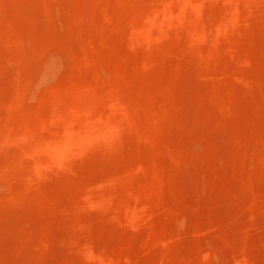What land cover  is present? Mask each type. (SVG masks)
<instances>
[{"label":"rangeland","instance_id":"obj_1","mask_svg":"<svg viewBox=\"0 0 264 264\" xmlns=\"http://www.w3.org/2000/svg\"><path fill=\"white\" fill-rule=\"evenodd\" d=\"M263 60L264 0H0V264H264ZM85 194L100 223L65 206Z\"/></svg>","mask_w":264,"mask_h":264},{"label":"bare ground","instance_id":"obj_2","mask_svg":"<svg viewBox=\"0 0 264 264\" xmlns=\"http://www.w3.org/2000/svg\"><path fill=\"white\" fill-rule=\"evenodd\" d=\"M143 2H144V1H143ZM151 2H152V1H151ZM160 3H161V2H160ZM160 3H159V4H160ZM155 4H156V3H155ZM155 4H153V5H155ZM161 5H162V3H161ZM144 6H145V5H144ZM139 8H140V7H139ZM157 8L160 9V6H158ZM140 9H141V8H140ZM144 10H145V9H144ZM158 11H159V10H158ZM156 12H157V11H156ZM152 13H153V12H152ZM161 15H162V12H161ZM167 15L169 16V13H168ZM167 15H166V16H167ZM180 15H181V14H180ZM170 16H171V15H170ZM161 17H162V16H161ZM171 17H172V16H171ZM171 17H169V18L171 19ZM189 17H190V16H189ZM169 18L167 17V20H168V21H169ZM158 20H159V19H158ZM165 21H166V20H165ZM188 21H190V20H188ZM163 22H164V21H163ZM169 22H170V21H169ZM180 22H181V21H180ZM156 23H157V22H156ZM165 23L168 24L167 22H165ZM165 23H164V26H166ZM185 23H186V22H185ZM154 24H155V23H154ZM152 26H153V25H152ZM162 27H163V26H162ZM163 29H164V28H163ZM161 30H162V29H161ZM176 32H177V31H176ZM160 35H161V34H160ZM178 35H179V33H178ZM182 37H183V35H182ZM192 38H193V37H192ZM106 41H108V40H106ZM181 41H182V40H181ZM182 43H183V41H182ZM180 45H181V44H180ZM170 46H171V45H170ZM149 47H150V46H149ZM168 47H169V46H168ZM187 47H188V46H187ZM131 48H132V47H131ZM134 49H135V48H133V50H134ZM187 49H188V48H187ZM129 50L131 51L130 48H129ZM135 50H136V49H135ZM135 50H134V51H135ZM137 50H139V49H137ZM143 50H144V48H143ZM143 50H142V51H143ZM165 50H166V48H165ZM140 52H141V50H139V52H137V53H140ZM187 52H188V51H187ZM129 53H130V52H129ZM132 53H133V51H132ZM153 53H156V52H153ZM130 54H131V53H130ZM146 55H149V54L147 53ZM163 55H164V54H163ZM163 55L160 54L161 57H162ZM174 55H176V54L174 53ZM129 56H130V55H129ZM131 56H132V54H131ZM134 56H135V55H134ZM134 56H132V57L135 58ZM144 56H145V55H144ZM153 56H154V55H153ZM153 56H152V58H153ZM137 57H139V54H137ZM137 57H136V59H137ZM161 57H160V58H161ZM164 57H165V56H164ZM130 58H131V57H130ZM136 59H135V60H136ZM140 59H141V58H140ZM140 59H139V62H140ZM130 60H132V58H131ZM135 60L133 59V63H134ZM154 60H155V59H154ZM173 60H174V59H173ZM137 61H138V60H137ZM159 61L161 62L162 60L160 59ZM159 61H156V62H159ZM184 61H185V60H184ZM187 61H188V60H187ZM263 61H264V60H263ZM140 63H141V62H140ZM140 63H139V64H140ZM143 63H144V62L142 61V64H143ZM165 63H166V62L163 61V62L161 63V66H163L162 64H165ZM130 64H132V63L130 62ZM135 64H136V63H135ZM135 64H134V65H135ZM137 64H138V63H137ZM139 64L137 65V67L139 66ZM154 64H156V63L154 62ZM173 64H174V63L172 62V65H173ZM140 65H141V64H140ZM145 65H146V64H145ZM167 65H168V64H167ZM172 65H171V66H172ZM129 66H132V65H129ZM146 66H147V65H146ZM165 66H166V64H165ZM178 66H179V65H178ZM183 66H184V65H183ZM107 67H108V66H107ZM135 67H136V65H135ZM143 67H144V64H143ZM108 68H109V67H108ZM138 68H139V67H138ZM138 68H137V69L134 68V69L138 70ZM141 68H142V67H141ZM167 68H168V67H167ZM172 68H173V66H172ZM142 69H143V68H142ZM150 69H151V68H150ZM165 69H166V67H165ZM125 70H126V69H125ZM140 70H141V69H140ZM187 70H189V69H187ZM262 70H263V69H262ZM129 71H130V70H129ZM163 71H164V70H163ZM163 71H162V72H163ZM197 71H198V70H197ZM125 72H126V71H125ZM195 72H196V71H195ZM135 73H136V72H135ZM129 74H131V73H129ZM131 75H133V74H131ZM176 75H177V74H176ZM188 75H189V74H188ZM126 76H127V75H126ZM126 76H125V77H126ZM137 76H138V75H137ZM51 77H52V76H50V78H51ZM110 77H111V76H110ZM154 77H155V76H154ZM174 77H175V76H174ZM174 77H173V78H174ZM192 77H193V76H192ZM130 78H131V76H130ZM147 78H148V77H147ZM152 78H153V77H152ZM176 78H177V77H176ZM176 78H174V80H175ZM206 78H207V77H206ZM132 79H133V78H132ZM194 79H195V78H194ZM134 80H135V79H134ZM134 80H133V83H132V81H131V84H133V85L136 84V82H135ZM167 80H168V79H167ZM170 80H171V79H169L168 83L170 82ZM174 80H172V81H174ZM143 81H145V79H144ZM172 81H171V82H172ZM196 81H197V80H196ZM201 81H202V80H201ZM123 82H124V80H123ZM147 82H148V80H147ZM175 82H176V81H175ZM175 82H174V84H175L174 87H176V83H175ZM178 82H179V81H178ZM220 82H221V81H220ZM119 83H120V82H119ZM113 84H115V83H113ZM129 84H130V83H129ZM151 84H152V83H151ZM165 84H167V83H164V85H165ZM170 84H172V83H170ZM146 85H147V84H146ZM172 85H173V84H172ZM177 85H178V84H177ZM189 85H190V84H189ZM193 85H194V84H193ZM122 86H123V85H122ZM137 86H138V85H137ZM113 87H115V86H113ZM123 87H124V86H123ZM141 87H142V86H141ZM149 87H150V86H149ZM153 87H154V86H153ZM190 87H191V85H190ZM116 88H117V87H116ZM176 88H177V87H176ZM183 89H184V88H183ZM188 89H189V88H188ZM194 89H195V88H192V90H194ZM198 89H199V88H198ZM154 90H155V89H154ZM177 90H178V89H177ZM177 90H176V91H177ZM179 90H180V89H179ZM207 90H208V89H207ZM119 91H120V90H119ZM124 91H125V90H124ZM130 91H131V90H130ZM141 91H142V90H141ZM238 91H239V90H238ZM132 92H133V91H132ZM206 92H207V91H206ZM114 93H115V92H114ZM125 93H126V92H125ZM127 93H128V92H127ZM150 93H153V92H150ZM155 93H156V92H155ZM181 93H182V92H181ZM193 93H194V92H193ZM193 93H192V95L190 94L191 96L189 95V98H191V97L194 96ZM105 94H106V93H105ZM118 94H119V93H118ZM101 95H102V94H101ZM116 95H117V94H116ZM116 95H115V96H116ZM128 95H129V93H128ZM172 95H173V94H172ZM70 97L72 98L71 95H70ZM73 97H74V96H73ZM97 97H98V96H97ZM129 97H130V96H129ZM163 97H164V96H163ZM194 97H195V96H194ZM57 98H58V97H57ZM212 98H213V97H212ZM72 99H73V98H72ZM72 99H71V100H72ZM161 99H162V98H161ZM191 99H192V98H191ZM219 99H220V98H219ZM149 100H150V99H149ZM188 100H190V99H188ZM193 100L196 101L194 98H193L191 101H193ZM198 101H199V99H197V102H194V103L188 101V102H189L188 104L193 103L192 108L188 111V114H187L188 117L190 116L189 118H190V120H191L192 123H193V121H194V117H195V116L198 117V115L200 116V114H201V116L204 115V114H202V113H203V111L201 110L202 108L199 109V104H200V103L198 104ZM79 103H80V102H79ZM178 103H179V102H178ZM186 103H187V102H186ZM203 103H204V102H203ZM216 103H217V102H216ZM247 103H248V102H247ZM114 104H115V103H114ZM184 104H185V103H184ZM76 105H77V104H76ZM112 105H113V104H112ZM181 105H182V104H181ZM82 106H83V105H82ZM96 106H97V105H96ZM115 106H116V105H115ZM177 106H178V105H177ZM182 106H183V105H182ZM182 106H181V107H182ZM74 107H75V106H74ZM144 107H145V106H144ZM185 107H186V106H185ZM200 107H201V106H200ZM202 107H203V104H202ZM104 108H106V107H104ZM102 109H103V108H101V110H102ZM108 109H109V107H108ZM108 109H107V110H108ZM185 109H186V108H185ZM257 109H258V108H257ZM80 110H81V109H80ZM105 110H106V109H104V111H105ZM107 110H106V112H107ZM121 110H122V109H121ZM123 110H124V109H123ZM199 110L202 111L201 113L199 112L200 114L198 113ZM84 111H85V110H84ZM89 111H90V110H89ZM98 111H99V110H98ZM104 111H103L102 113H104ZM109 111H110V110H109ZM186 111H187V109H186ZM75 112H76V111H75ZM100 112H101V111H100ZM107 113H109V112H107ZM157 113H158V111H157ZM185 113H187V112H185ZM261 113H262V112H261ZM88 115H90V114H88ZM86 116H87V115H86ZM201 116H200V118H199L201 121H198V120H197V122H202L203 120H204V121L202 122V126H200V125H198V126H200L201 129H202V127H203L206 131H209V129H210V127H211L209 121L214 120V117H210L211 120H208V119H207V116H206V114H205V116H206L205 118H206V119L203 118V120H202V117H203V116H202V117H201ZM164 117L166 118V116H163V118H164ZM62 118H63V117H62ZM70 118H71V117H70ZM212 118H213V119H212ZM59 119H60V118H59ZM158 119H159V118H158ZM184 119H185V118H184ZM182 120H183V119H181V121H182ZM185 120H186V119H185ZM179 121H180V118H179ZM181 121L179 122V124L181 123ZM237 121H238V120H237ZM160 122H161V121H160ZM175 122H177V121H175ZM175 122H174V123H175ZM212 122H213V121H212ZM163 123H164V122H163ZM158 124H159V123H158ZM179 124H178V122H177V125H178V126H179ZM228 124H229V123H228ZM186 126H187L188 129H190V130L187 129L186 134H187V133L190 134L191 131H193V130H192V127H193V128L197 127V126H193L192 124H191V127H188V126H190V125H186ZM183 127H184L185 130H186L185 125H183ZM200 127H197V129L200 128ZM213 128H214V124H213ZM213 128L211 127L212 131L214 130ZM219 128H220V126H219ZM219 128H218V129H219ZM216 129H217V128H216ZM216 129H215V130H216ZM218 129H217L216 131H218ZM255 129H257V127H256ZM260 129H262V128H260ZM179 130H180V129H179ZM185 130H184V131H185ZM199 130H200V129H199ZM257 130H258V129H257ZM177 131H178V130H177ZM184 131H183V132H184ZM188 131H190V132H188ZM210 131H211V130H210ZM210 131H209V132H210ZM212 131H211V133H212ZM216 131H215V132H216ZM254 131H255V130H254ZM258 131H259V130H258ZM169 132H170V131H169ZM181 132H182V130H181ZM194 132H196V130L193 131L192 133H194ZM218 132H219V131H218ZM220 132H221V131H220ZM255 132H256V131H255ZM176 133H177V132H176ZM196 133H197V132H196ZM196 133L194 134L195 137H197ZM211 133H210V137H212V136H211ZM129 134H130V133H129ZM171 134H172V133H171ZM175 135H176V134H175ZM187 135H188V134H187ZM194 135H193V137H194ZM204 135H206V134L204 133ZM221 135H222V134H221ZM253 135H254V134H253ZM263 135H264V134H263ZM170 136H171V135H170ZM236 136H237V135H236ZM258 136H260V135H258ZM168 137H169V136H168ZM173 137H174V135H173ZM188 137H189V136H188ZM215 137H217V136H215ZM215 137H214V138H215ZM247 137H248V136H247ZM137 138H138V137H137ZM197 138H198V137H197ZM214 138H213V139H214ZM236 138H237V137H236ZM248 138H249V137H248ZM262 138H263V137H262ZM169 139H171V138L169 137ZM180 139H181V138H180ZM187 139H188V138H187ZM195 139H196V138H195ZM203 139H205V138H203ZM203 139H200V138H199V140H201V142H202ZM207 139L209 140L208 135H207ZM211 139H212V138H211ZM211 139H210L209 142H210L211 144L213 143V146H214V148H215V147H216V144H215V143H216L217 141L215 140L216 142H211ZM137 140H138V139H137ZM188 140H189V139H188ZM208 140H207V141H208ZM241 140H242V139H241ZM243 140L245 141V144H246L247 141L245 140V138H244ZM249 140H252V139H249ZM118 141H119V140H118ZM194 141H195V140H194ZM194 141H191V143L193 144ZM196 141H198V140L196 139ZM204 141H205V140H204ZM252 141H253V140H252ZM209 142H208V144L205 145V149H206L207 152H208V147H209V145H210ZM195 143H196V142H195ZM250 143H251V142H250ZM253 143H254V141L252 142V144H253ZM109 144H110V142H109ZM136 144H137V143H136ZM217 144H218V143H217ZM243 144H244V143H243ZM247 144H248V143H247ZM247 144H246V145H247ZM131 145H132V142H131ZM134 145H135V144H134ZM181 145H182V144H181ZM201 145H202V144H201ZM207 145H208V147H207ZM246 145H245V147H246ZM256 145H258V144H256ZM211 146H212V145H211ZM219 146H220V144H219ZM247 146H248V145H247ZM249 146H250V144H249ZM236 147H237V146H236ZM134 148H135V147H134ZM136 148H137V147H136ZM139 148H140V147H139ZM216 148H217V147H216ZM238 148H239V147H238ZM246 148H247V150L249 149L248 147H246ZM252 148H253V147H252ZM190 149H191V148H190ZM212 149H213V147H212ZM234 149H235V147H234ZM239 149H240V148H239ZM241 149H243L242 146H241ZM241 149H240V150H241ZM244 149H245V148H244ZM244 149L242 150V152L246 150V149H245V150H244ZM256 149H257V148H256ZM134 150H135V149H134ZM195 150H196V149H195ZM210 150H211V148H210ZM215 150H216V149H215ZM237 150H238V149H237ZM240 150H239V151H240ZM87 151H88V150H87ZM197 151H199V150H197ZM232 151H233V148H232ZM239 151H238V153H240ZM252 151H253V150H252ZM256 151L258 152V150H256ZM51 152H52V151H51ZM137 152H138V151H137ZM153 152H154V151H153ZM184 152H185V151H184ZM187 152H188V151H187ZM201 152H202V151H201ZM201 152H200V153H201ZM207 152H206V153H207ZM247 152H248V151H247ZM263 152H264V149H263ZM139 153H140V151H139ZM234 153L236 154V151H235ZM53 154H54V153H53ZM136 154H137V153H136ZM140 154H141V153H140ZM140 154H139V155H140ZM240 154H241V153H240ZM252 154H253V153H251V155H252ZM255 154H256V153H255ZM259 154H260V153H259ZM262 154H263V153L261 152L260 155H262ZM51 155H52V153H51ZM197 155H198V154H197ZM197 155L195 156V159H197V157H198ZM241 155H242V154H241ZM246 155H247V154H246ZM251 155H250V156H251ZM257 155H258V154H257ZM257 155H256V156H257ZM263 155H264V154H263ZM137 156H138V154H137ZM202 156H203V155H202ZM230 156H231V155H230ZM40 157H41V156H40ZM42 157H43V156H42ZM83 157H84V156H83ZM139 157H140V156H139ZM203 157H204V156H203ZM206 157H207V160H206L205 158H204V160H205V161H208V156H206ZM243 158H244V156H243ZM4 159H5V158H4ZM75 159H76V158H75ZM114 159H115V158H114ZM138 159H139V158H138ZM153 159H154V158H153ZM24 160H25V159H24ZM42 160H44V159H42ZM142 160H143V158H142ZM154 160H155V159H154ZM201 160H202V162H205V161L201 158L200 160L196 161V165H195L196 169H197V168L199 169V167L201 166L200 169H199L200 171H201L202 166L204 165V164H203V165L201 164V163H202ZM210 160H211V159H210ZM263 160H264V157H263ZM0 161H1V160H0ZM26 161H27V160H26ZM26 161H25V162H26ZM84 161H85V160H84ZM91 161H92V159H91ZM97 161H98V160H97ZM138 161L140 162V160H138ZM143 161H145V159H144ZM148 162H149V160L147 161V163H148ZM150 162H151V161H150ZM150 162H149V163H150ZM152 162H153V161H152ZM211 162H212V161H210L209 163H207V162L205 163L204 166H206V169L208 168L207 166H209V165H212V166H213V164H212ZM213 162H214V161H213ZM91 163H92V162H91ZM153 163H154V162H153ZM153 163H152V164H153ZM0 164H1V163H0ZM13 164H14V163H13ZM27 164H28V163H27ZM48 164H49V162H48ZM53 164H55V163H53ZM89 164H90V163H89ZM138 164H139V163H138ZM150 164H151V163H150ZM230 164H231V163H230ZM257 164H258V163H257ZM19 165H20V164H19ZM28 165H29V164H28ZM45 165H46V164H44V166H45ZM96 165H97V163H96ZM100 165H101V164H100ZM134 165H135V164H134ZM136 165H137V164H136ZM147 165H149V164H147ZM262 165H263V164H262ZM7 166H9V165H7ZM29 166H30V165H29ZM33 166H34V165H33ZM36 166H38V165H36ZM85 166H87V165H84V167H85ZM88 166H89V165H88ZM91 166H92V165H91ZM152 166H153V165H152ZM204 166H203V167H204ZM9 167H10V166H9ZM46 167H47V166H46ZM89 167H90V166H89ZM89 167L86 168V170L89 171V170L91 169V168L89 169ZM124 167H125V166H124ZM135 167H136V166H135ZM138 167H139V168H138L137 170H133V169H135V168H130V169H128V170L131 171V169H132V170H133V173H134V172L137 173V172L139 171V172L137 173V174H139V173L142 172L141 170H143V168L145 167V163H144V164H140ZM209 167H210V166H209ZM37 168H38V167H37ZM40 168H43V167H40ZM44 168H45V167H44ZM50 168H51V167H50ZM70 168H71V167H70ZM150 168H151V167H150ZM193 168H194V166H193ZM204 168H205V167H204ZM204 168H203V169H204ZM212 168H213V167H212ZM122 169H123V168H122ZM170 169H171V168H170ZM206 169H205V170H206ZM216 169H217V167H216ZM23 170H24V169H23ZM25 170H26V169H25ZM25 170H24V171H25ZM33 170H34V169H33ZM46 170H47V168H46ZM102 170H103V169H102ZM144 170H145V168H144ZM150 170H151V169H150ZM205 170H204V171H205ZM208 170H209V169H208ZM238 170H240V168H238ZM73 171H74V170H73ZM76 171H77V170H76ZM99 171H101V170H99ZM106 171H107V169H106ZM106 171H105V172H106ZM130 171H129V173H130ZM140 171H141V172H140ZM146 171H147V170H145L144 174H147ZM148 171H149V170H148ZM168 171H169V169H168ZM246 171H247V170H246ZM50 172H51V171H50ZM79 172H80V170L78 171V173H79ZM84 172H85V168H84ZM91 172H92V171H91ZM113 172H114V171H113ZM233 172H236V171L234 170ZM74 173H75V172H74ZM82 173H83V172H82ZM82 173H81V174H82ZM127 173H128V172H127ZM142 173H143V172H142ZM142 173H141V175H143ZM179 173H181V172L179 171ZM182 173H183V172H182ZM209 173H210V172H208V173H205V172H204V173H202V174L204 175V174H209ZM236 173H237V172H236ZM241 173H242V172H241ZM262 173H263V172H262ZM79 174H80V173H79ZM79 174H78V175H79ZM93 174H94V173H93ZM98 174H99V173H98ZM202 174H201V175H196V177L199 176V178L196 179V180H199V179H200V176L203 177ZM214 174H215V173H214ZM245 174H246V173H245ZM78 175H77V178H78ZM100 175H101V174H100ZM102 175H103V174H102ZM105 175H106V173H105ZM127 175H128V174H127ZM131 175H132V174H131ZM139 175H140V174H139ZM162 175H163V174H162ZM180 175H181V174H180ZM180 175H178V176H180ZM183 175H184V174H183ZM215 175H217V174H215ZM215 175H214V176H215ZM223 175H224V174H223ZM240 175H241V174H240ZM80 176H81V175H80ZM116 176H117V175H116ZM134 176H135V175H134ZM145 176H147V175H145ZM210 176L212 177L211 174L208 175L207 177H208V178H211ZM231 176H232V175H231ZM49 177H50V176H49ZM148 177H149V175H148ZM175 177H177V176H175ZM191 177H192V176H191ZM191 177H190V178H191ZM194 177H195V176H194ZM207 177H205V179H206ZM225 177H226V176H225ZM239 177H241V176H239ZM105 178H107V175H106ZM112 178H113V177H112ZM121 178H122V177H121ZM127 178H128V177H127ZM145 178H146V177H145ZM181 178H182V177H181ZM185 178H186V176H185ZM190 178H189V180H190ZM222 178L224 179V176H223ZM226 178H227V180L229 179V177H226ZM226 178H225V179H226ZM78 179H79V178H78ZM103 179H104V178H103ZM134 179H135V178H133V180H134ZM174 179H175V178H174ZM215 179H216V178H215ZM215 179L213 180V177H212V179H211V180L209 179V181H210V182H211V181H216L217 179H216V180H215ZM248 179H249V178H248ZM71 180H72V179H71ZM81 180H82V178H81ZM115 180H116V179H115ZM115 180H114V181H115ZM143 180H144V179H143ZM162 180H163V179H162ZM176 180L178 181L177 178H176ZM176 180H175V181H176ZM184 180H185V179L180 180V182H182V185H183V186H184V183H183ZM196 180H195V181H196ZM227 180H226V182H227ZM232 180H233V178H232ZM245 180H247V179H245ZM77 181H78V180H76V182H77ZM84 181H85V180H84ZM88 181H89V180H88ZM117 181H118V180H117ZM156 181H157V180H155V182H156ZM207 181H208V180H207ZM217 181H219V179H218ZM217 181L215 182V184H218V183L221 181V177H220V181H219L218 183H217ZM223 181H225V180H223ZM73 182H74V181H73ZM78 182H80V181H78ZM109 182H110V180H109ZM121 182H122V181H121ZM131 182H132V181H131ZM134 182H135V181H134ZM134 182H132L133 187H134V185H136V182H135V183H134ZM144 182H145V181H144ZM144 182H142V183H144ZM172 182H173V180H172ZM190 182H191V181H190ZM210 182H209L208 184H210ZM221 182H222V181H221ZM226 182H225L224 184H226ZM81 183H82V182H81ZM81 183H80V184H81ZM106 183H107V182H106ZM115 183H117V182H115ZM127 183H128V182H127V180H126V178H125V183H124V184L126 185ZM140 183H141V181H140ZM142 183H141V184H142ZM158 183H159V182H158ZM161 183H162V181H161ZM161 183H160V184H161ZM188 183H189V182H188ZM222 183H223V182H222ZM222 183H221V184H222ZM244 183H245V182H244ZM76 184H77V183H76ZM117 184H118V183H117ZM117 184H116V185H117ZM176 184H179V182L176 183ZM180 184H181V183H180ZM185 184H187V183H185ZM190 184H193V183H190ZM194 184H196V183H194ZM197 184H198V183H197ZM197 184H196V185H197ZM215 184H214V186H216ZM221 184L219 183V185H221ZM82 185H83V184H82ZM103 185H105V184H104L102 178L97 177V178L91 179V180L89 181L88 189H89V190H92V191H94V192L97 193V192H99V190H100L99 187H100V186L102 187ZM110 185H111V184H110ZM110 185H109V186H110ZM114 185H115V184H114ZM116 185H115V187H117ZM129 185H131V184H129ZM147 185H148V184H147ZM150 185H151V184H150ZM165 185H166V183H165ZM182 185H181V186H182ZM188 185H189V184H188ZM188 185H187V186L185 185V186H186V189L188 188L187 190L190 189ZM219 185H218V186H219ZM230 185H231V184H230ZM241 185H242V184H241ZM139 186H140V185H139ZM148 186H149V185H148ZM158 186H160V185H158ZM173 186H174V184H173ZM183 186H182V187H183ZM191 186H192V185H191ZM210 186H211V185H210ZM218 186H216V188H217ZM221 186H222V185H221ZM221 186H219V187L221 188ZM224 186H225V185H224ZM231 186H232V185H231ZM133 187H132V188H133ZM136 187H137V186H136ZM136 187H134V189H135ZM143 187H144V186H143ZM143 187L141 186V188H143ZM170 187H172V185H171ZM174 187L177 188V185L174 186ZM193 187H194V186H193ZM212 187H213V186H212ZM30 188H31V187H30ZM121 188H122V187H121ZM141 188H140V189H141ZM144 188H145V193L142 192L143 189H141L142 191L138 192L139 188H137L138 190L135 192V194L138 195V193H141V192H142V193H141L142 195H138V196H141V197H143V198L140 199V198H141V197H140L139 200H145V201H146V200H148L149 195H150V193H148V191H146V190H149L150 188L147 187V186L144 187ZM154 188H155V186H154ZM160 188H161V186H160ZM162 188H163V187H162ZM164 188H165V186H164ZM164 188H163V189H164ZM191 188H192V187H191ZM214 188H215V187H214ZM214 188H212L211 190H213ZM233 188H234V187H233ZM31 189H32V188H31ZM57 189H58V188H57ZM88 189H87V190H88ZM130 189H131V188H130ZM134 189H133V190H134ZM156 189H157V188H156ZM165 189H166V188H165ZM169 189H170V188H169ZM173 189H175V188H173ZM173 189H171V191H172ZM181 189H182V188H180V190H181ZM184 189H185V188H184ZM217 189H218V188H217ZM35 190H36V189H35ZM101 190H103V188H102ZM122 190H123V189H122ZM127 190H129V189H127ZM135 190H136V189H135ZM150 190H153V189H150ZM159 190H160V189H159ZM159 190H157V193H155V192H156L155 190H153L154 192H153V191H149V192H153L154 195H155V194H158V199H159L160 197H162L161 199H164V198H165L164 196H165V193H166V192L164 193V192L160 191V193H159V192H158ZM190 190H192V189H190ZM193 190H194V188H193ZM215 190H216V189H215ZM215 190H213V191H215ZM218 190H220V189H218ZM218 190H217V191H218ZM225 190H226V189H225ZM227 190L229 191V188H228ZM25 191H26V190H25ZM37 191H38V190H37ZM43 191H44V190H43ZM53 191H54V190H53ZM123 191H124V190H123ZM167 191H168V190H167ZM173 191H174V190H173ZM195 191H196V188H195ZM213 191H212V192H213ZM217 191H216L215 193H217ZM221 191H222V189H221ZM223 191H224V189H223ZM230 191H232V188H230ZM233 191H236V190H233ZM23 192H24V191H23ZM31 192H32V191H31ZM35 192H36V191H35ZM60 192H61V189H60ZM82 192H83V191H82ZM88 192H89V191H88ZM88 192H86V194H87ZM101 192H102V191H101ZM137 192H138V193H137ZM176 192H178V190H176ZM176 192H173V193H176ZM185 192H186V191H185ZM187 192H188V191H187ZM189 192H190V191H189ZM189 192H188V193H189ZM236 192H237V191H236ZM236 192H232V193L236 194ZM241 192H242V191H241ZM19 193H20V192H19ZM37 193H38V192H37ZM77 193H78V192H77ZM91 193H92V192H91ZM91 193H88V194H91ZM127 193H128V192H127ZM163 193H164V194H163ZM168 193H169V192H168ZM181 193H183V192L181 191ZM218 193H219V191H218ZM221 193L223 194V192H221ZM221 193H220V194H216V195H217V198H218L217 200H221V201L223 200L224 195H221ZM230 193H231V192H230ZM49 194H50V193H49ZM57 194H58V193H57ZM59 194H60V193H59ZM86 194H85V197L83 196L84 198H83L82 200L78 201V202H80V203L76 202V200L74 199L73 203H76V204H73L72 202H70L69 204H66L65 206H68V207H69V211H70V209H72V210L70 211L71 213H72V211H73V213H74V214H73L74 216H73V215H72V216L75 217V218H76V217H79V219H80L81 221H82L83 219H84L85 221L88 220V221H90V222L94 220L95 223H96V220H97V221L100 223V221H99V218H100V215H101L100 213L103 211V210L101 211L100 209H101V206H102L101 204H103V202H102V200H101L100 198H98L97 196H89V195H86ZM130 194H132V193H130ZM176 194H177V193H176ZM190 194H191V192H190ZM194 194H196V193H194ZM248 194H249V193H248ZM32 195H33V193H32ZM43 195H44V194H43ZM77 195H78V194H77ZM83 195H84V194H83ZM92 195H93V194H92ZM102 195H103V194H102ZM167 195H168V194H167ZM182 195L185 197V194H182ZM216 195H215V196H216ZM226 195H227V193H226ZM45 196H47V194H46ZM114 196H116V195H114ZM138 196H137V197H138ZM150 196H151V195H150ZM152 196H153V194H152ZM152 196H151V197H152ZM159 196H160V197H159ZM172 196H173V195H172ZM177 196L179 197V196H181V194H179V195H177ZM231 196H233V195H231ZM240 196H242V195L240 194ZM27 197H28V196H27ZM29 197H30V196H29ZM75 197H78V196H75ZM112 197H113V196H112ZM112 197H111V198H112ZM155 197H156V196H155ZM163 197H164V198H163ZM167 197H168V196H167ZM173 197H174V196H173ZM192 197H193V195H192ZM200 197H201V196H200ZM227 197H228V196H227ZM236 197H237V196H236ZM238 197H239V196H238ZM238 197H237V198H238ZM122 198H123V197H122ZM124 198H125V197H124ZM168 198H169V197H168ZM228 198H229V197H228ZM120 199H121V198H120ZM128 199H129V198H128ZM131 199H132V197H131ZM150 199L153 200V198H150ZM155 199H157V198H155ZM155 199H154V200H155ZM231 199H232V198H231ZM27 200H28V199H27ZM47 200H49V199H47ZM47 200H46V201H47ZM109 200H111V199H109ZM113 200H114V199H112V201H113ZM123 200H124V199H123ZM175 200H176V199H175ZM107 201H108V200H107ZM119 201H120V200H119ZM125 201H126V200H125ZM130 201H131V200H130ZM224 201H226V198H225ZM31 202H32V201H31ZM101 202H102V203H101ZM110 202H111V201H110ZM120 202H122V200H121ZM126 202H127V201H126ZM158 202H159V201H158ZM213 202H217V201H216V200H215V201L213 200ZM37 203H38V202H37ZM37 203H35V204H37ZM47 203H48V201H47ZM128 203H129V202H128ZM177 203H179V202H177ZM19 204H20V203H19ZM21 204H24V203H21ZM43 204H44V203H43ZM48 204H50V203H48ZM117 204H118V203H117ZM211 204H214V203H211ZM215 204H216V203H215ZM46 205H47V204H46ZM219 205H220V204H219ZM103 206H104V205H103ZM130 206H131V205H130ZM133 206H134V205H133ZM148 206H149V205H148ZM153 206H154V205H153ZM157 206H158V205H157ZM105 207H106V205H105ZM140 207H141V206H140ZM220 207H222V206H220ZM107 208H108V207H107ZM157 208H158V207H157ZM33 209H34V208H33ZM105 209H106V208H105ZM214 209H215V208H214ZM231 209H232V208H231ZM35 210H36V209H35ZM127 210H128V209H127ZM239 210H240V209H239ZM22 211H23V210H22ZM30 211H32V210H30ZM104 211H105V210H104ZM136 211H137V210H136ZM215 211H216V210H215ZM215 211H214V212H215ZM16 212H18V211H16ZM70 212H69V213H70ZM109 212H110V211H109ZM130 212H132V211L130 210ZM179 212H180V211H179ZM31 213H33V212H31ZM71 213H70V215H71ZM126 213H127V212H126ZM132 213H133V212H132ZM146 213H147V211H146ZM166 213H168V212H166ZM238 213H239V212H238ZM15 214H16V213H15ZM33 214H34V213H33ZM33 214H32V215H33ZM35 214H36V213H35ZM108 214H109V213H107V215H108ZM148 214H149V213H148ZM156 214H157V213H156ZM215 214H216V213H215ZM228 214H229V213H228ZM105 215H106V214H105ZM133 215H134V214H133ZM136 215H137V214H136ZM22 216H23V215H22ZM103 216H104V215H103ZM148 216H149V215H148ZM14 217H15V216H14ZM150 217H151V216H150ZM30 218H31V217H30ZM109 218H110V217H109ZM101 219H102V215H101ZM110 219H111V218H110ZM126 219H128V218H126ZM140 219H141V218H140ZM80 220H79V222H80ZM84 220H83V221H84ZM104 220H105V221H108V219H106V217H105ZM20 221H21V220H20ZM31 221H32V220H31ZM88 221H87V222H88ZM131 221H132V220H131ZM140 221H141V220H140ZM142 222H143V221H142ZM147 222H148V221H147ZM15 223H16V221H15ZM95 223H94V224H95ZM105 223H109V222H105ZM169 223H170V221H169ZM101 224H102V223H101ZM166 224H167V223H166ZM126 225H129V224H126ZM131 225H132V224H131ZM107 226H108V225H107ZM152 226H153V224H152ZM160 226H161V225H160ZM92 227H93V226H92ZM92 227H91V228H92ZM98 227H99V224H98ZM104 227H105V224H104ZM104 227H103V229L106 228V227H105V228H104ZM111 227H112V226H111ZM142 227H143V226H142ZM138 228H139V227H138ZM96 229H97V228H96ZM99 229H101V228H99ZM107 229H109V226H108ZM113 229H114V228H113ZM116 229H117V228H116ZM120 229H121V227H120ZM127 229H128V228H127ZM129 229H130V228H129ZM131 229H132V228H131ZM92 230H93V229H92ZM94 230H95V229H94ZM105 230H106V229H105ZM117 230H118V229H117ZM134 230H135V229H134ZM153 230H154V229H153ZM153 230H152V231H153ZM90 231H91V229H90ZM110 231H111V229H110ZM113 231H115V230H113ZM125 231H126V229H125ZM128 231H129V230H128ZM158 231H159V230H158ZM80 232H81V231H80ZM82 232H83V231H82ZM101 232H102V231H101ZM105 232H106V231H105ZM160 232H161V230H160ZM225 232H226V231H225ZM91 233H92V236H93L94 233H95V231H91ZM106 233H108V232H106ZM118 233H120L119 230H118ZM126 233H128V232L126 231ZM226 233H227V232H226ZM102 234L105 235V234H104V230H103V233H102ZM102 234H101V236H102ZM114 234H115V232H114ZM123 234H125L124 231H123ZM121 235H122V234H121ZM105 236H106V235H105ZM115 236H117V235H115ZM118 236H119V235H118ZM153 236H154V235H153ZM244 236H246V235H244ZM102 237H103V236H102ZM124 237H125V236H124ZM106 238H107V237H105V239H106ZM148 238H149V237H148ZM161 238H162V237H161ZM156 239H158V238H156ZM107 240H108V239H107ZM115 240H116V239H115ZM106 242H107V241H106ZM121 242H122V240L120 241V243H121ZM87 243H88V242H87ZM108 243H110V242H108ZM120 243H119V244H120ZM144 244H145V243H144ZM159 244H160V243H159ZM89 245H90V244H89ZM91 245H92V244H91ZM106 245H107V244H106ZM109 245H110V244H109ZM112 245H113V244H112ZM116 245H118V244H116ZM121 245H122V243H121ZM164 245H165V244H164ZM123 246H125V245H123ZM90 247H91V246H89L88 248H90ZM150 247H151V246H150ZM96 248H97V247H96ZM113 248H114V250H115V247H113ZM113 248H112V249H113ZM104 249H105V248H104ZM108 249H109V248H108ZM146 249H147V248H146ZM146 249H145V250H146ZM153 249H154V248H153ZM90 250H91V248H90ZM99 250H100V249H99ZM106 250H107V249H106ZM114 250H113L112 252H114ZM118 250H119V249H118ZM121 250H122V249H121ZM147 250H148V249H147ZM92 251H93V250H91V252H92ZM108 251H109V250H108ZM116 251H117V250H116ZM124 251H125V250H124ZM155 251H157V250L155 249ZM91 252H90V253H91ZM98 252H99V251H98ZM151 252H152V251H151ZM96 253H97V252H95L94 254L96 255ZM105 253H106V252H105ZM109 253H110V252H109ZM109 253H108V254H109ZM121 253H122V252H121ZM92 254H93V252H92ZM123 254H124V252H123ZM150 255H151V254H150ZM92 256H93V255H92ZM101 256H102V255H101ZM125 256H126V255H125ZM151 256H152V255H151ZM95 257H96V256H95ZM105 257H106V256H105ZM122 257H123V256H122ZM147 257H149V256H147ZM157 257H158V256H157ZM108 258H109V257H108ZM109 261H110V260H109ZM154 261H155V260H154ZM96 262H97V261H96ZM110 262H111V261H110ZM134 263H135V262H134ZM96 264H97V263H96ZM114 264H115V263H114ZM116 264H117V263H116ZM129 264H130V263H129Z\"/></svg>","mask_w":264,"mask_h":264}]
</instances>
